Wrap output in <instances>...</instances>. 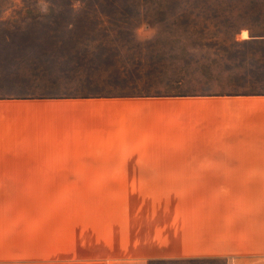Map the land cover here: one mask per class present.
I'll use <instances>...</instances> for the list:
<instances>
[{
  "label": "rangeland",
  "instance_id": "rangeland-1",
  "mask_svg": "<svg viewBox=\"0 0 264 264\" xmlns=\"http://www.w3.org/2000/svg\"><path fill=\"white\" fill-rule=\"evenodd\" d=\"M222 90L264 92V0H212L196 13L139 0H0V98L148 102L112 120L117 133L96 152L39 154L24 164L31 175L6 177V217L37 221L39 235L61 234L71 250L141 233L157 242L152 233L199 189L221 196L234 179L190 174L211 166L195 157L206 145L190 136V108L174 102Z\"/></svg>",
  "mask_w": 264,
  "mask_h": 264
},
{
  "label": "crops",
  "instance_id": "crops-1",
  "mask_svg": "<svg viewBox=\"0 0 264 264\" xmlns=\"http://www.w3.org/2000/svg\"><path fill=\"white\" fill-rule=\"evenodd\" d=\"M30 102L0 98V194L6 191V177L33 173L24 164L39 154L63 160L96 152L101 139L116 135L112 120L148 103L144 98ZM174 102L190 108V136L206 145L205 155L195 157L211 166L190 174L234 178L221 196L199 189L188 207L152 233L157 242L133 234L124 246L108 250H71L61 234L39 235L37 221L7 218L0 202V264H264V92L222 90Z\"/></svg>",
  "mask_w": 264,
  "mask_h": 264
},
{
  "label": "trees",
  "instance_id": "trees-1",
  "mask_svg": "<svg viewBox=\"0 0 264 264\" xmlns=\"http://www.w3.org/2000/svg\"><path fill=\"white\" fill-rule=\"evenodd\" d=\"M154 10H182L188 13L202 12L212 7V0H139Z\"/></svg>",
  "mask_w": 264,
  "mask_h": 264
},
{
  "label": "bare ground",
  "instance_id": "bare-ground-1",
  "mask_svg": "<svg viewBox=\"0 0 264 264\" xmlns=\"http://www.w3.org/2000/svg\"><path fill=\"white\" fill-rule=\"evenodd\" d=\"M243 36H244V38H247L248 37V32L247 31H244L243 32Z\"/></svg>",
  "mask_w": 264,
  "mask_h": 264
}]
</instances>
